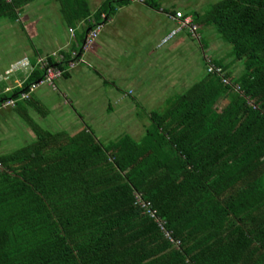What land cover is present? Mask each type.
Returning <instances> with one entry per match:
<instances>
[{"label":"trees","instance_id":"trees-1","mask_svg":"<svg viewBox=\"0 0 264 264\" xmlns=\"http://www.w3.org/2000/svg\"><path fill=\"white\" fill-rule=\"evenodd\" d=\"M33 1L0 0V19ZM128 1L107 0L89 30ZM54 2L68 27L90 15L85 0ZM191 22L213 28L226 56L205 58L139 141L51 134L24 117L34 140L0 155V264H264V0H218ZM45 61L65 75L69 61Z\"/></svg>","mask_w":264,"mask_h":264},{"label":"crops","instance_id":"crops-1","mask_svg":"<svg viewBox=\"0 0 264 264\" xmlns=\"http://www.w3.org/2000/svg\"><path fill=\"white\" fill-rule=\"evenodd\" d=\"M106 1L85 0L89 17L70 27L62 19L58 5L50 6L49 2L56 3L54 0H35L23 6L16 23L28 39L37 35L36 26L41 21L40 15L34 12L36 8L48 11L49 18H59L57 30L47 32L41 42L29 47L16 43L14 46L11 40L8 41L7 50L12 44V54L15 52L16 55L9 57L6 65L0 67V96L20 89L29 79L31 71L41 68L36 64L38 58L46 60L49 57L54 63L70 61V53L80 50L94 22L95 13ZM191 1H128L112 8L108 18L102 12L100 32L93 45L81 56L86 64L79 63L72 69L64 65L65 75L55 81L54 88L40 85L27 100H16L13 107L0 108V118H4L0 121V155L13 152L34 140L24 117L51 134L66 132L74 135L87 127L102 144L124 135L139 141L150 124V113H163L170 108L175 96L201 80L205 58L216 60L221 57L223 50L205 41L203 35L211 30L208 26L195 24L200 30L195 37L183 30L160 44L175 26L168 19V14L179 11L191 21L194 13L202 14L196 2ZM216 1L212 0L210 5ZM107 8L109 13V5ZM44 27L48 26L44 24ZM10 30L13 34L12 27ZM24 59L31 69L4 74L13 64ZM238 65L234 63L231 71L237 72ZM36 77L31 84L36 83L42 73L41 77ZM225 101L218 100L214 108L221 102L225 104ZM217 111H221V107ZM30 112L37 115V120L31 117ZM13 128L15 132L16 128L19 129L22 140L16 137ZM19 141L24 144L11 151Z\"/></svg>","mask_w":264,"mask_h":264},{"label":"built area","instance_id":"built-area-1","mask_svg":"<svg viewBox=\"0 0 264 264\" xmlns=\"http://www.w3.org/2000/svg\"><path fill=\"white\" fill-rule=\"evenodd\" d=\"M109 1H118V0H109ZM129 1H141V0H129ZM168 19H170L171 21L174 22L175 26L173 29H171L169 31L168 34L165 35V37L162 38L160 44H164L167 41H169L170 39H172L177 33L185 30L186 32H188L192 37H195V31H196V26L194 24H192L191 19L189 17H184L182 15L181 12L179 11H175L173 14H168L167 15ZM101 29V25H96L94 26L91 30L87 31V34L83 40V43L80 47V55H78V53L76 52H72L71 54V60L67 63V68L68 69H72L74 68L77 64H86L85 61L83 60V58L81 57L82 55H84V52H86L95 42L99 32ZM69 32L71 33V31L69 30ZM55 54H53L52 56H54ZM36 64L39 65L42 69H43V75L42 77L33 84H30L27 88L26 91L22 92L19 94L17 101H24L27 100L29 98V95L40 85H45L48 86L50 88H54V83L55 81H57L58 79L61 78L63 71L47 65L46 61L44 58H38L36 61ZM31 69V67L29 66V63L24 59L22 61H19L15 64H13L10 69L8 71H6L4 74L8 75L9 73H11L13 70L14 71H18V70H28ZM207 72H215V73H220V69L219 68H214L213 66H207L206 68ZM6 77H4L3 79H5ZM224 84H227L226 81L223 80ZM15 100L12 99H7L6 101L2 102L0 104V108H8V107H13L15 105ZM136 199V203L144 209L145 213L147 215H149L151 218L154 219V221L159 225V227L161 228V230H163V228L161 227V223L159 222V220H157L155 218V211L149 208V204L147 202H143L142 200H140L139 196L136 195L135 196ZM164 232V235L166 237H168V233ZM171 242H173L172 240H170ZM177 244V243H176Z\"/></svg>","mask_w":264,"mask_h":264},{"label":"rangeland","instance_id":"rangeland-1","mask_svg":"<svg viewBox=\"0 0 264 264\" xmlns=\"http://www.w3.org/2000/svg\"><path fill=\"white\" fill-rule=\"evenodd\" d=\"M191 2L194 3V4L196 2V6H197L199 12L204 13L208 9V7L211 4L212 0H192ZM49 4H50L51 7H56L57 6L56 3H52L51 4L49 2ZM34 12H36L37 14L40 15V20L41 21L36 26L37 35L34 36V37H30L29 39L22 32V28L20 27V25L18 23H16V22L11 23L10 21H8L6 19H0V67L1 68H2V66L6 65V63L8 62L9 57H12V56L16 55L15 52H14V55L12 54V52H13L12 44H11V46L9 48V51L7 50V46L10 45V44H7L9 40H11L13 42L14 46H16V44H18L20 46L29 47L30 44L41 42L45 38L44 36H46L47 32H49V31L54 32V31L57 30V26H58L57 25V21H59L57 19H59V18H57V17L56 18L55 17L49 18L48 17V11H46L44 9L38 10L36 8V10H34ZM11 24H13V25H11ZM44 24L46 26H48V27L45 28ZM11 27H12L13 34L11 33V30H10ZM203 36H205V41L209 45H210V42H212V44H213L212 46H214L215 48H219L220 51L223 50L222 54L220 53V56H221V58H225L226 52L229 49V46L227 44H226V46H224L225 43L222 42L220 38H218V35L215 32V30L213 28H211V30H209V33L207 35L204 34ZM237 68H238V71H241L242 67H241L240 63H239ZM1 72H2L1 74L3 75L4 70H2ZM223 104H224L223 102H221L219 105L217 104L216 108L219 110L220 107L222 108ZM29 114L31 115V117L33 119L37 120V115L36 114H34L33 112H30ZM3 119L1 120V118H0V121H3ZM18 120L20 121V119H18ZM13 131L15 132V128H13ZM16 132H15V135H17L16 137L21 139L20 138L19 129L16 128ZM113 137H115L114 134H113ZM22 144H24V142L19 141V142L15 143L13 145L12 149H10V150L12 151L14 149H17L20 146H22Z\"/></svg>","mask_w":264,"mask_h":264}]
</instances>
